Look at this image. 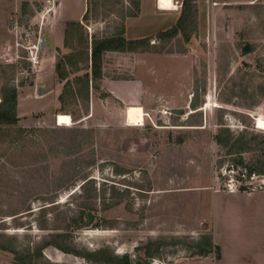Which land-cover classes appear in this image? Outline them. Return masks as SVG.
Instances as JSON below:
<instances>
[{"label": "rangeland", "instance_id": "374dc122", "mask_svg": "<svg viewBox=\"0 0 264 264\" xmlns=\"http://www.w3.org/2000/svg\"><path fill=\"white\" fill-rule=\"evenodd\" d=\"M58 1L0 0V97L16 89L18 117L0 125V264H109L87 258L99 252L137 264L194 256L212 238L209 193L264 189V131L255 124L264 115V0H194L183 30L166 40L159 34L177 24L184 0L160 17L149 50L169 56L164 89L173 102L148 118L144 108L121 111L101 91L93 114L87 93L68 79L71 65L66 79L56 72L62 51L55 71L45 67L49 38L32 65L30 49ZM126 1L89 0L86 17L120 28L136 12ZM67 81L73 94L62 112L41 111ZM56 114L71 115L73 125H58Z\"/></svg>", "mask_w": 264, "mask_h": 264}, {"label": "crops", "instance_id": "0c3cea01", "mask_svg": "<svg viewBox=\"0 0 264 264\" xmlns=\"http://www.w3.org/2000/svg\"><path fill=\"white\" fill-rule=\"evenodd\" d=\"M215 1L217 6L256 2V0ZM126 2L130 5L134 4L136 12L126 16L120 28L117 27L116 21L111 20L106 23L105 20H93V17L87 19L89 0H59L51 11L53 16L49 19L50 26H45L47 34L43 52L47 50V38L51 43L50 54L43 60L45 67L52 66L55 71L56 55L62 51L69 60L67 67L71 65L72 72L68 79L73 84L76 82L82 94L87 93L93 114L96 100H98V91H101L110 102L120 105L121 111L124 109L126 111L127 107L132 110L144 108L146 113L153 114L161 107H167L173 102L169 90L165 92L164 89L163 71L170 69L169 56L155 54L154 51L149 50V44L135 50L103 52L101 76L97 79L92 76L94 39L102 40L119 35L124 36L128 41L149 38L154 35V28L156 23L160 22L161 16L177 11L159 9L157 0H127ZM74 23L79 24L80 27ZM85 26L92 28L90 35L85 33ZM102 27L105 29L102 30ZM41 30L43 32L44 27ZM82 30L84 35L83 33L81 35ZM79 35L81 37H78ZM77 37L80 38V42L75 40ZM73 41L82 47L86 46L84 51L79 53L75 51ZM57 85L51 90L54 92V99L50 102V111L41 110L48 115L53 109L57 113L62 112L60 96L63 93L64 83ZM87 89H89L88 92ZM178 91L177 88L174 89V95H177ZM183 95L186 96V93L184 92ZM184 98L182 103L185 104ZM21 100L20 97L19 109L23 105ZM56 116L53 117L54 120ZM209 195L213 202L210 217L205 218L212 225V246L209 252L203 255L195 253L194 256L170 259L163 264H264V189L214 191Z\"/></svg>", "mask_w": 264, "mask_h": 264}, {"label": "trees", "instance_id": "16d2710c", "mask_svg": "<svg viewBox=\"0 0 264 264\" xmlns=\"http://www.w3.org/2000/svg\"><path fill=\"white\" fill-rule=\"evenodd\" d=\"M194 0H184L183 1V10L181 17L179 18L177 24L168 31L162 32L159 34L161 39H172L176 37L180 31L183 30V25L185 19L188 15L192 14ZM75 24V23H74ZM80 27L79 24H75ZM189 40V37H186ZM151 40L149 38L142 40H133L128 41L122 35L105 38L102 40L94 39L93 40V48H92V76L94 79L100 78L101 76V68H102V54L108 50H135L139 47L146 46L149 44ZM69 64L68 57H65L63 61H59L56 65V72L61 80L66 79L68 76L66 70V64ZM87 81H89V77H87ZM71 82L67 81L65 84V89L62 95L60 96V100L62 104L65 103L64 96L65 94H73ZM17 91L16 89H12L8 95H2V99L0 97V125H14L18 121L17 117ZM221 142V141H220ZM253 173L251 169L248 171V176L250 177ZM242 191H247L245 188H241ZM212 246V238L204 237L202 241L195 245L197 248L196 253L203 255L209 252V248ZM149 249V248H148ZM146 249L145 257L146 259L153 258V252ZM76 254H78L76 252ZM80 254V253H79ZM103 254H90L87 256L88 259L99 261H106L109 264H133V260L129 255H125L119 261L113 257H103ZM142 259L138 260V264H143Z\"/></svg>", "mask_w": 264, "mask_h": 264}, {"label": "bare ground", "instance_id": "6f19581e", "mask_svg": "<svg viewBox=\"0 0 264 264\" xmlns=\"http://www.w3.org/2000/svg\"><path fill=\"white\" fill-rule=\"evenodd\" d=\"M157 1H158L159 9L169 10V11L178 10V6H176L177 4L175 3V0H157ZM56 118H57L56 122H58V125L60 126L70 127L73 125V119L68 114H60ZM255 122L257 129L264 131V115L263 114L259 115L255 119Z\"/></svg>", "mask_w": 264, "mask_h": 264}, {"label": "built area", "instance_id": "2783aa9c", "mask_svg": "<svg viewBox=\"0 0 264 264\" xmlns=\"http://www.w3.org/2000/svg\"><path fill=\"white\" fill-rule=\"evenodd\" d=\"M41 41H42V40L38 41V43L34 44V45L31 47V49H30V51H31V57H29V61L32 63L33 66L38 65V64L41 62V60L39 59V52L42 51V50H41V46H40ZM162 113H163V114H167L168 111L164 110V111H162ZM148 117H150V114H149V113H146V118H148ZM57 123H58V122H57ZM246 174H247V176H248V173H246ZM253 176H254V175H251L250 177H249V176H248V177H249L250 179H253ZM262 179H263V180H262V183H261L260 188H264V177H263Z\"/></svg>", "mask_w": 264, "mask_h": 264}, {"label": "water", "instance_id": "95a60500", "mask_svg": "<svg viewBox=\"0 0 264 264\" xmlns=\"http://www.w3.org/2000/svg\"><path fill=\"white\" fill-rule=\"evenodd\" d=\"M40 46H41V50L44 51L45 46H46V39H45V37H43V39H42V41H41V43H40ZM89 222H90V223L93 222V218H92V214H91V213L89 214ZM133 264H137V261L134 260V261H133Z\"/></svg>", "mask_w": 264, "mask_h": 264}]
</instances>
